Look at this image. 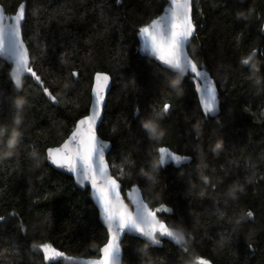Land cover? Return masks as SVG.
<instances>
[{"label": "trees", "instance_id": "obj_1", "mask_svg": "<svg viewBox=\"0 0 264 264\" xmlns=\"http://www.w3.org/2000/svg\"><path fill=\"white\" fill-rule=\"evenodd\" d=\"M192 2L188 52L219 91L220 113L207 120L188 75L177 77L139 52L138 29L162 14L166 0H0L8 15L26 3L31 63L58 101L51 104L29 77L18 91L0 59V127L20 133L12 149L0 137V264H45L37 247L45 242L69 256H101L108 233L90 190L46 156L88 115L98 72L112 80L98 134L112 144L108 162L123 194L138 186L151 209H170L157 212L161 221L191 233L187 253L168 241L158 248L126 236L123 264H194L197 256L264 264V0ZM165 103L172 106L166 115ZM152 108L161 118L154 121L158 142L150 143L136 112L146 119ZM159 147L192 160L162 167Z\"/></svg>", "mask_w": 264, "mask_h": 264}, {"label": "snow or ice", "instance_id": "obj_2", "mask_svg": "<svg viewBox=\"0 0 264 264\" xmlns=\"http://www.w3.org/2000/svg\"><path fill=\"white\" fill-rule=\"evenodd\" d=\"M192 0H167V6L162 9V15L150 24L138 29V37L141 40V51L148 57L155 59L166 70H170L177 77L185 73L196 90L201 111L205 120L209 117L215 118L220 111L218 89L207 71L202 70L188 54L190 40L195 32L192 20ZM10 23H5V9L0 7V57H5L15 63V70L11 74L17 88L21 87V77L30 74L43 86L40 76L33 71L29 50L23 38L22 26L26 19L25 4L20 3L16 12L8 17ZM256 52L241 61L249 65ZM73 78L79 76L78 72L71 73ZM110 77L107 74L97 73L93 86L94 104L91 114L80 119L76 128L71 132L65 142L56 148L47 149V159L51 165L72 173L76 182L81 186H88L94 192L101 209L102 218L106 222L109 239L99 250L101 258L97 261L86 262V264H121V250L119 246L120 236L125 233H135L146 239L153 245H160L161 240L157 238L167 237L179 245L187 253V241L191 239V233L186 234L177 226L169 227L157 218V212H168L163 206L159 209H149L142 200L131 201L135 211L129 212L123 207L119 212L114 211V206L121 200V184L113 176H104L109 169L105 160V148L107 145L100 141L96 134V121L99 119L105 104V89ZM178 83V81H177ZM175 86V85H174ZM44 94L56 103L57 97L47 87H43ZM19 106V101L16 102ZM172 106L165 103L163 113L166 115ZM136 117L140 121L141 130L145 138L151 142H158L157 131H152L146 126V122H154L161 118V114L155 109H150L147 118H142L138 109ZM162 135V133H161ZM12 136V131L7 129L3 137L6 138V148ZM159 163L162 167L169 165L181 167L190 160V157L173 153L167 147H159ZM151 171H155V165H149ZM243 191V189H241ZM131 200V198H130ZM249 219H254V213L249 210L246 213ZM151 217V219H149ZM4 218L0 216V221ZM44 255L46 264H62L65 257L63 252L56 250L50 243H42L37 246ZM55 253V255H51ZM194 264H211V261L197 256Z\"/></svg>", "mask_w": 264, "mask_h": 264}, {"label": "water", "instance_id": "obj_3", "mask_svg": "<svg viewBox=\"0 0 264 264\" xmlns=\"http://www.w3.org/2000/svg\"><path fill=\"white\" fill-rule=\"evenodd\" d=\"M167 1V0H166ZM25 4V14H26V3H24ZM0 7H3L1 4H0ZM4 8V7H3ZM163 14V13H162ZM161 14V15H162ZM191 15H192V20H193V2H192V12H191ZM10 15H8L6 12H5V23H10L11 21L8 19V17H9ZM158 18V17H157ZM156 18V19H157ZM26 20V19H25ZM24 23H25V21L23 22V25H24ZM194 24V23H193ZM195 26V25H194ZM22 29H23V26H22ZM23 31V30H22ZM194 35H195V32H194V34H193V37H194ZM262 35H264V23H263V26H262ZM193 37L191 38V40L193 39ZM24 38V37H23ZM138 40H139V52H140V54L143 56V57H147V58H150V57H148V56H146L140 49H141V40H140V38L138 37ZM191 40H190V42H191ZM26 43V42H25ZM26 46H27V44H26ZM28 47V46H27ZM28 50H29V48H28ZM29 60H30V64H31V67H32V69H33V71L34 72H36L35 70H34V68H33V66H32V63H31V57H30V51H29ZM188 54H189V52H188ZM256 54H257V52H256ZM189 56H190V54H189ZM256 56V55H255ZM255 56H253V58L255 57ZM191 57V56H190ZM252 58V59H253ZM0 59L1 60H3L4 62H6L10 67H11V69H10V72H9V76H10V79H11V81H12V84L14 85V87L18 90V91H20L21 89H22V85H23V80L26 78V77H29V78H31L33 81H34V83L39 87V88H41V89H43V87H45V84H44V82H43V86H41V84L39 83V82H37L36 80H35V78L34 77H32L30 74H24L22 77H21V87L20 88H17L16 86H15V84H14V81H13V79H12V73L14 72V70H15V63H14V61H12V60H8V59H6L5 57H0ZM150 59H152V60H154V61H156L155 59H153V58H150ZM157 62V61H156ZM159 65H161L159 62H157ZM251 63V62H250ZM244 65V64H243ZM163 68H165L163 65H161ZM244 66H248V65H244ZM202 70H204V69H202ZM170 71V70H169ZM205 71H207V70H205ZM98 73H102V72H98ZM207 73L209 74V77L211 78V80H213L214 82H215V80L213 79V77L211 76V74L207 71ZM36 74H37V72H36ZM97 74V73H96ZM96 74L94 75V79H93V84H92V89H91V102H90V108H89V113H88V115H90L91 114V111H92V107H93V104H94V96H93V86H94V83H95V76H96ZM102 74H107V73H102ZM38 75V74H37ZM109 77H110V75L109 74H107ZM188 74L187 73H185L183 76H187ZM41 78V77H40ZM74 80L75 81H77L78 80V77L77 78H74ZM41 81H42V79H41ZM215 84H216V82H215ZM216 86H217V84H216ZM111 87H112V80H111V77H110V79H109V81L107 82V87H106V89H105V104H104V107H103V109H102V111H101V114H100V117H99V119L96 121V125H95V129H96V134H97V136H98V138H99V140L100 141H103L106 145H107V147L105 148V160H106V162L108 163V165H109V162H108V155H109V153H110V151H111V149H112V144H111V142L110 141H107V140H105V139H102L100 136H99V134H98V129H99V127H100V125H101V123H102V121H103V118H104V109H105V106H106V103H107V98H108V95H109V93H110V90H111ZM218 89V88H217ZM46 96V95H45ZM46 98L48 99V101L51 103V104H53V105H55V106H57L58 105V102H56V103H53L47 96H46ZM198 99H199V97H198ZM218 99H219V91H218ZM199 103H200V101H199ZM219 108H220V99H219ZM219 113H220V111H219ZM88 115H86V116H88ZM219 115V114H218ZM217 115V116H218ZM84 118V117H83ZM82 119V118H81ZM78 123V122H77ZM77 123H76V126H77ZM76 126H75V128H76ZM74 128V129H75ZM70 136V135H69ZM68 139V138H67ZM66 139V140H67ZM65 142V141H64ZM63 142V143H64ZM62 143V144H63ZM61 144V145H62ZM60 145V146H61ZM57 147H59V146H57ZM53 148H56V147H53ZM168 148V147H167ZM169 149V148H168ZM171 150V149H170ZM172 151V150H171ZM173 152V151H172ZM173 153H175V152H173ZM159 154V153H158ZM177 154V153H176ZM178 155H180V154H178ZM46 156H47V151H46ZM181 156H183V155H181ZM187 157H189V156H187ZM191 160H192V158L190 157V160L188 161V162H186L185 164H183V165H186V164H189L190 162H191ZM47 161H48V159H47ZM48 164L52 167V168H54L55 170H57V171H59V172H61V173H64V174H66V175H68V176H70V177H72L73 178V180H74V182H75V184H76V186H77V188H79V189H81V190H83V191H85V190H87V189H89L90 190V196H91V200L93 201V203H94V205H95V207L97 208V210H98V214H99V219H100V222L102 223V225L107 229V225H106V222L104 221V219L102 218V213H101V209H100V207H99V205H98V202H97V200L94 198V192H93V190L90 188V187H88V186H81L80 184H78L77 182H76V179H75V177H74V175L72 174V173H69V172H67L66 170H64V169H59V168H57V167H55V166H53V165H51L50 164V162L48 161ZM104 176L105 177H107V176H113V174H112V171H111V168H110V165H109V169H108V171L106 172V173H104ZM114 177V176H113ZM119 182V181H118ZM120 183V182H119ZM121 184V183H120ZM130 198H131V200H130ZM136 200H142L146 205H147V207L149 208V209H151L150 207H149V205L145 202V200H144V197H143V194H142V191H141V189L138 187V186H134V187H132L131 189H129V190H127L126 192H125V194H123V186H122V184H121V200H120V202H117L116 204H115V206H114V211H116V212H119L123 207H127V209H128V211L129 212H134L135 211V207H134V204L131 202V201H136ZM157 218L160 220V218L158 217V215H157ZM149 219H151V217H149ZM165 223V222H164ZM107 233H108V231H107ZM126 236H132V237H135V238H138V239H140V240H142V241H144V242H146V243H148V244H151V243H149V242H147L146 241V239H144L143 237H141V236H139L138 234H135V233H125V234H123V235H121L120 236V239H119V246H120V250H121V264H123V248H122V242H123V240H124V238L126 237ZM157 238L158 239H160L161 240V244L160 245H153V244H151V245H153V246H155V247H158V248H161L162 246H163V241H168V242H170V243H172V244H174L175 246H177V247H180L179 245H177V244H175L173 241H171L169 238H167V237H160L159 236V234H157ZM108 239H109V234H108ZM108 242V241H107ZM181 248V247H180ZM39 249V248H38ZM56 249V248H55ZM40 250V249H39ZM56 250H58V249H56ZM58 251H60V250H58ZM41 252V251H40ZM60 252H62V251H60ZM42 253V252H41ZM64 253V252H63ZM43 254V253H42ZM51 255H55V253H51ZM64 255H65V257H71L72 259H63L62 260V262H65V263H67V264H86V262H90V261H97V260H99L100 258H101V256L99 257V258H82V257H74V256H69V255H67L66 253H64ZM102 255V254H101ZM44 256V255H43ZM44 261H45V259H44ZM45 264H46V262H45Z\"/></svg>", "mask_w": 264, "mask_h": 264}, {"label": "clouds", "instance_id": "obj_4", "mask_svg": "<svg viewBox=\"0 0 264 264\" xmlns=\"http://www.w3.org/2000/svg\"><path fill=\"white\" fill-rule=\"evenodd\" d=\"M24 101L20 100L19 101V106L23 107ZM17 124L20 123L19 118L16 121ZM146 126L149 128L150 131L157 129V125L155 122H146ZM7 131L6 127H0V137H3L4 133ZM20 136L19 131L17 130H13L12 132V136L10 138V140L8 141V147L9 149H12L15 147L16 143L18 142V138Z\"/></svg>", "mask_w": 264, "mask_h": 264}]
</instances>
